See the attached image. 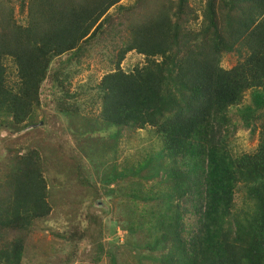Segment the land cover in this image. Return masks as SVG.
Returning <instances> with one entry per match:
<instances>
[{
  "label": "trees",
  "instance_id": "obj_1",
  "mask_svg": "<svg viewBox=\"0 0 264 264\" xmlns=\"http://www.w3.org/2000/svg\"><path fill=\"white\" fill-rule=\"evenodd\" d=\"M120 1L19 0L21 24L14 0H0V264H23L50 221L66 222L52 231L67 247L57 264H79L83 242L97 263L264 264V0ZM97 45L113 53L87 87L93 99L70 80ZM130 53L142 63L126 71ZM49 106L64 141L52 157L37 144L51 142L39 117ZM238 129L258 131V144L234 157ZM139 131L154 141L125 153ZM87 162L108 178L83 173ZM237 191L249 209H234ZM79 200L102 204L89 238L76 229ZM109 224L127 234L110 250Z\"/></svg>",
  "mask_w": 264,
  "mask_h": 264
},
{
  "label": "rangeland",
  "instance_id": "obj_2",
  "mask_svg": "<svg viewBox=\"0 0 264 264\" xmlns=\"http://www.w3.org/2000/svg\"><path fill=\"white\" fill-rule=\"evenodd\" d=\"M134 0H121L119 2V5L122 6H128L132 4ZM26 7L24 9V12L22 14H19V0H14V17L15 19L23 24L26 20ZM117 8L113 7L109 10V13H113V15L116 13ZM113 52H111V49H108L106 46L97 45L94 46L91 50L90 54L86 55L81 63L80 71L73 75L70 82H71V88L73 91H78L79 93L82 91L81 86L85 89L83 90L84 93H87L88 96L92 97L94 99V92L90 90V87L88 86L94 85L96 82L99 81L100 77L104 72H107L110 68L107 64L106 56L109 57ZM105 54V55H103ZM142 63V57L130 53L126 56L125 60L122 62V67L124 70H130L134 65ZM235 63V58L233 56H226L223 61L222 65L225 68H229L233 66ZM80 88V90H79ZM87 88V89H86ZM86 94L82 95V99L79 101V103H84L86 105V110L89 108H92V114L97 115L98 114V107H90L89 103H86ZM41 97L43 99L49 100L50 99V89L48 86V83L44 84L41 89ZM249 96H244L243 103L246 104L248 102ZM84 100V102H83ZM86 103V104H85ZM43 113L40 114L39 117L46 118L45 120V127H43V122H39L38 124H31L26 130L32 129V128H44L42 133V139H49L51 142L47 143L45 141L41 142L37 139L32 140L34 143L36 141H39L37 144L39 147H41V152H43V155L47 154L48 156L52 157V150L55 151L59 150V146H64L63 144V138L61 136V131L63 125L62 122H60L61 117L55 118L51 117L52 110L50 109V106L47 108L42 107ZM86 113H82V116H85ZM91 115V114H89ZM88 115V116H89ZM62 121V120H61ZM80 122V121H79ZM237 124V122H236ZM60 125V126H59ZM47 132L44 134V132ZM83 132V131H82ZM258 131H256L254 134L249 133L247 130L238 129L234 136L228 141H231L230 151L231 154L234 157L239 156L243 153H252L256 150L257 144H258ZM5 135V132H1L0 136ZM100 136V134H95ZM23 136V135H22ZM20 137V136H19ZM50 137V138H48ZM66 138H68V135H66ZM140 138H143V141L140 142ZM30 139V137H29ZM27 141L26 139L22 141L23 143ZM151 141H154L153 135H144L143 131H139L135 135H132L131 140L128 142L127 151L125 153L127 154H133L138 146H140L141 154L145 150L147 151L149 147V143ZM145 142H148L145 144ZM26 143V142H25ZM61 143V144H60ZM66 149V147H65ZM68 151V150H67ZM66 151V152H67ZM77 154L80 156L82 153H80L79 150H76ZM79 152V153H78ZM95 154H98V149H94ZM144 153V152H143ZM46 156V155H45ZM47 157V156H46ZM137 157V155H135ZM88 168L83 172L90 175V177L97 183L100 182V180L103 177V180H106L108 177L107 167H96L93 168L90 163H88ZM65 193L61 194L64 195ZM72 193L69 194L71 196ZM77 211H76V218L82 222L78 224L77 231L80 233H83V235H86L88 238L91 237V234L87 232L88 225H90L92 221V215H95L97 213L98 216H100V207H102V204L99 203H92L90 200H83L82 202L79 200L77 202ZM104 206V205H103ZM249 203L245 199L242 192L237 191L235 195V201H234V209L237 211H243L247 210ZM105 208V207H104ZM106 209V208H105ZM103 218H105V221L108 219L106 216L102 215ZM43 226V224H40ZM64 225H66V222L63 221V227H61V224L54 223L53 221H50L46 223L43 228L36 229V231L30 241V247L27 251V255L23 261V264H57V258L59 257L62 259L64 254L67 253V247L65 245H59L57 242V237L52 235V231H58L61 232L64 228ZM110 228L106 226V230H104V240L106 243V248L109 249L110 245H116L121 244L126 237V231L120 227L119 225L112 226V224H109ZM50 227L51 229H48ZM28 249V248H27ZM69 249V248H68ZM89 246L87 242H83L78 246V251L75 253V260L79 264H111L109 263V257L102 256V259L100 262H93L89 260L87 257L89 255L88 252ZM110 250V249H109ZM63 264V263H60Z\"/></svg>",
  "mask_w": 264,
  "mask_h": 264
}]
</instances>
